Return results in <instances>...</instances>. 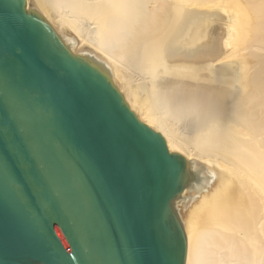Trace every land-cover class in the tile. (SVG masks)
Returning <instances> with one entry per match:
<instances>
[{
  "label": "bare ground",
  "instance_id": "obj_1",
  "mask_svg": "<svg viewBox=\"0 0 264 264\" xmlns=\"http://www.w3.org/2000/svg\"><path fill=\"white\" fill-rule=\"evenodd\" d=\"M192 165L186 264H264V0H27Z\"/></svg>",
  "mask_w": 264,
  "mask_h": 264
},
{
  "label": "water",
  "instance_id": "obj_2",
  "mask_svg": "<svg viewBox=\"0 0 264 264\" xmlns=\"http://www.w3.org/2000/svg\"><path fill=\"white\" fill-rule=\"evenodd\" d=\"M91 96L102 98L103 107H93ZM67 98L89 120L87 137L67 125ZM113 112L147 130L185 177L170 172L153 185L151 218L131 211L127 241L112 224L109 185L117 146L106 135ZM5 153L9 169L15 164L46 196L28 197L21 210L17 193L0 176V264H112L109 248H119L123 261L126 247L136 250L138 264H155L151 222L158 218L168 225L165 264H186L181 206L194 184L191 163L138 117L105 65L74 52L27 0H0V154Z\"/></svg>",
  "mask_w": 264,
  "mask_h": 264
},
{
  "label": "snow or ice",
  "instance_id": "obj_3",
  "mask_svg": "<svg viewBox=\"0 0 264 264\" xmlns=\"http://www.w3.org/2000/svg\"><path fill=\"white\" fill-rule=\"evenodd\" d=\"M37 42L39 40L37 38ZM22 71V69H21ZM68 110L65 120L69 128L76 127L80 135H89L90 122L76 106L72 98H67ZM89 103L99 109L103 107V99L91 96ZM109 127L106 141L109 145L117 146L116 173L113 182L109 185V196L112 208V224L120 231L121 239H128V217L131 211L144 217L151 218L153 185L168 175L170 172H179L184 179L182 169H179L175 158L168 154L167 150H161L150 139V133L135 123H125L119 112H113L108 116ZM34 149L37 146L34 145ZM38 150V149H37ZM45 169V165H40ZM0 176L9 181L17 193V203L21 210L24 209L28 197L44 198L45 192L34 190L33 186L23 178L19 169L13 164L9 169L7 154H0ZM30 188V191H26ZM151 228L157 237L158 258L155 264H165L163 254L169 244L168 225L163 219L151 222ZM125 259L120 260V249L109 248V256L112 264H138V253L135 249H125ZM88 257H86V260Z\"/></svg>",
  "mask_w": 264,
  "mask_h": 264
}]
</instances>
